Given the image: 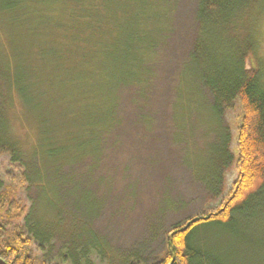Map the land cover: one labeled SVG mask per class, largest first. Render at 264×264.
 Returning <instances> with one entry per match:
<instances>
[{"label": "trees", "instance_id": "trees-1", "mask_svg": "<svg viewBox=\"0 0 264 264\" xmlns=\"http://www.w3.org/2000/svg\"><path fill=\"white\" fill-rule=\"evenodd\" d=\"M196 6L188 63L200 66L219 118L240 112L238 178L220 206L169 229L167 252L155 264H194V233L202 225L235 223L239 207L264 188V59L254 64L264 0H197ZM176 8L172 0H0L12 24L25 28L11 54L0 52V157L11 155L14 165L0 191V256L9 264H48L35 258L34 238L21 224L28 208L20 191L30 178L18 164L8 118L15 98L37 131L41 165L33 185L84 188L87 172L121 144L120 125H151L149 88L158 79L152 63L174 38L176 25L165 19L175 21ZM121 90L132 94L133 117L120 112Z\"/></svg>", "mask_w": 264, "mask_h": 264}, {"label": "rangeland", "instance_id": "rangeland-1", "mask_svg": "<svg viewBox=\"0 0 264 264\" xmlns=\"http://www.w3.org/2000/svg\"><path fill=\"white\" fill-rule=\"evenodd\" d=\"M172 1L175 21L168 14L165 20L176 25V33L158 50L159 60L152 63L158 79L147 87L151 125H120L121 144L105 153L93 174L86 171L90 179L84 188L54 189L52 179L50 189L33 185L31 177L41 165L35 155L37 131L16 98L9 108L12 138L21 152L18 164L30 178L20 191L28 208L21 224L34 238L39 262L155 264L167 252L169 229L220 206L237 180L240 112L219 118L209 107L212 94L200 82V66L188 63L197 34V0ZM24 34L25 28L0 10L3 56L21 44ZM259 36L255 65L264 59V19ZM261 67L264 71V60ZM131 95L121 90L124 118L133 117L127 110ZM13 168L11 155L0 157V191ZM235 217L231 225H202L194 233V264H264V188Z\"/></svg>", "mask_w": 264, "mask_h": 264}, {"label": "water", "instance_id": "water-1", "mask_svg": "<svg viewBox=\"0 0 264 264\" xmlns=\"http://www.w3.org/2000/svg\"><path fill=\"white\" fill-rule=\"evenodd\" d=\"M0 264H9V263L0 256Z\"/></svg>", "mask_w": 264, "mask_h": 264}]
</instances>
